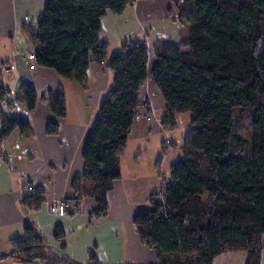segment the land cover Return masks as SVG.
<instances>
[{
  "label": "trees",
  "instance_id": "trees-1",
  "mask_svg": "<svg viewBox=\"0 0 264 264\" xmlns=\"http://www.w3.org/2000/svg\"><path fill=\"white\" fill-rule=\"evenodd\" d=\"M135 0H46L36 24L25 22L21 31L35 52V64L55 70L85 85L92 62L113 72V83L102 99L97 118L82 151L83 173L72 181L73 201L68 213L78 211L85 197L95 200V215L108 209L107 194L120 177V155L141 109L150 113L141 88L152 77L165 101L161 125L177 127V115L191 111L183 134L181 156L169 167L161 188L151 193L148 207L133 223L141 242L152 249L160 264H213L224 253L244 251L246 264H260L264 248V0H173L181 21L190 23L178 43L154 45L127 39L108 58L101 41L102 18L119 15ZM28 52V51H27ZM0 83V144L14 130L31 133L30 121L6 114L14 101ZM55 117L66 115L62 88L44 97ZM15 100L32 110L35 87L20 82ZM202 109V110H200ZM221 109L230 117L220 123L203 111ZM252 128L251 139L239 135L243 120ZM49 120L47 132L56 131ZM164 142V140H163ZM162 142V143H163ZM2 152L0 151V156ZM162 154L156 159V166ZM89 182V186L83 185ZM45 189L31 186L19 200L25 211L39 210ZM24 237L11 238L14 255L25 261L76 264L55 253L37 226L25 221ZM63 237L57 226L54 238ZM62 246V244H61ZM91 257L94 259V255ZM94 264V263H90Z\"/></svg>",
  "mask_w": 264,
  "mask_h": 264
},
{
  "label": "crops",
  "instance_id": "crops-1",
  "mask_svg": "<svg viewBox=\"0 0 264 264\" xmlns=\"http://www.w3.org/2000/svg\"><path fill=\"white\" fill-rule=\"evenodd\" d=\"M46 0H0V83L11 93L6 101H14L6 114L21 115L30 121L31 133L12 131L0 144V264H61L39 260L25 261L14 255L11 238L24 237L25 221L33 222L52 250L76 264H160L155 252L145 246L133 223L137 212L148 207L152 192L162 185L159 173L163 157L156 166L166 136L159 122L165 101L149 74L141 88V97L148 99L150 113L141 109L120 155V177L107 194L108 209L104 216L95 215L96 203L83 198L78 211L55 216L48 211L53 200L66 201L73 196L72 181L83 173L82 151L98 115L99 105L113 83V72L92 62L87 69L85 85L59 76L55 70L36 65L30 69L25 54L32 48L21 31L25 22L33 23L44 11ZM179 10L173 0H135L123 13L107 12L102 18L100 39L108 44V58L127 39L144 41L152 51L148 69L155 57L154 45L161 41L178 43L187 36L190 23L179 22ZM184 24L187 31H183ZM14 62L15 69L5 71ZM20 82L32 84L37 92L36 105L29 110L15 100ZM63 89L65 117H55L44 97L49 91ZM13 94L12 99L9 96ZM49 120H56L54 133L47 132ZM156 143L150 146L151 141ZM163 174V172H161ZM166 178V177H165ZM45 189V201L39 210H28L19 203L31 186ZM83 185L90 184L83 181ZM73 205V201H66ZM61 227L60 242L54 238ZM62 244V246H61ZM94 255V259L91 255ZM244 251L224 253L213 264H246ZM260 264H264V248Z\"/></svg>",
  "mask_w": 264,
  "mask_h": 264
},
{
  "label": "rangeland",
  "instance_id": "rangeland-1",
  "mask_svg": "<svg viewBox=\"0 0 264 264\" xmlns=\"http://www.w3.org/2000/svg\"><path fill=\"white\" fill-rule=\"evenodd\" d=\"M177 2L180 3L181 1L177 0ZM174 4H175V2H174ZM175 6L177 7L176 4H175ZM177 9H178V7H177ZM178 19H179L180 23H184V21L180 20V17H178ZM33 24H36V20L33 21ZM183 26H184L183 31L186 32L187 31V25L184 24ZM12 96H13V94H11L9 96V99H12ZM200 110H202V109H200ZM203 113L205 114L206 118L214 119L220 123H228L230 121V117L225 116L223 110H221V109L205 110V111H203ZM191 114H192L191 111H186V112H182V113L178 114L177 115L178 125L173 130H166L161 125L162 128L164 130H166V132H167V134H165L166 136H164V134H162L160 136L161 140H162V138H164V142L161 145V153H160V154H162V157H163V163L161 166V168H162L161 172H163V174L161 172L159 173V178L161 179V182L163 181V178L168 177L169 167H170L171 163L176 161L182 154L181 153V145L183 143V141H182L183 134H184L185 130L190 126L189 119H190ZM160 119H161V117L159 118V122L161 124ZM238 133L240 136H242L248 140L251 139L252 128H251L250 123L248 122V119H245L242 121V123L239 126ZM155 143H156V140L153 139L150 143V146L154 145ZM161 174L163 175V178H161V176H160Z\"/></svg>",
  "mask_w": 264,
  "mask_h": 264
},
{
  "label": "built area",
  "instance_id": "built-area-1",
  "mask_svg": "<svg viewBox=\"0 0 264 264\" xmlns=\"http://www.w3.org/2000/svg\"><path fill=\"white\" fill-rule=\"evenodd\" d=\"M28 61H30L29 68L34 69L36 64H35V52H26L25 56ZM15 69V64L14 62L8 63L6 70L10 72L11 70ZM73 207L71 206L70 203L66 201H61V200H53L49 206H48V211L55 215V216H66L68 215V210H71Z\"/></svg>",
  "mask_w": 264,
  "mask_h": 264
}]
</instances>
